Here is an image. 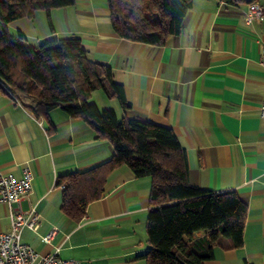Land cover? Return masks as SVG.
Wrapping results in <instances>:
<instances>
[{
	"label": "crops",
	"instance_id": "obj_1",
	"mask_svg": "<svg viewBox=\"0 0 264 264\" xmlns=\"http://www.w3.org/2000/svg\"><path fill=\"white\" fill-rule=\"evenodd\" d=\"M255 2L264 7V0ZM245 6L192 0L181 31L160 45L118 36L107 0L52 9L53 30L40 21L39 27L37 11L6 26L30 47L78 37L91 59L111 67L130 103L123 109L112 97L116 102H102L103 108L170 127L186 153L189 183L215 193L235 191L245 202L242 245L219 237L203 264H264V19L247 23ZM12 94L0 82V170L15 178L25 167L31 170V191L19 205L39 214L37 230L23 227L21 240L41 254L58 248L60 258L78 264H146L141 254L149 248L150 178L135 177L126 166L114 169L103 195L73 220L60 209L57 178L107 160L113 147L84 120L60 109L36 116L28 96ZM52 228L46 243L42 236ZM9 230L8 206L0 203V232Z\"/></svg>",
	"mask_w": 264,
	"mask_h": 264
},
{
	"label": "trees",
	"instance_id": "obj_2",
	"mask_svg": "<svg viewBox=\"0 0 264 264\" xmlns=\"http://www.w3.org/2000/svg\"><path fill=\"white\" fill-rule=\"evenodd\" d=\"M75 0H0V82L11 94L20 92L32 100L36 116L54 109L84 120L95 137L107 139L112 155L82 171L57 178L61 211L81 220L87 205L99 199L108 175L120 166L135 177H149L150 207L146 217L149 248L141 254L146 264H203L211 259L219 237L232 247L243 243L246 204L235 191L215 193L189 183L184 149L167 126L122 116L89 101L101 89L123 109L130 108L122 85L109 65L93 60L76 36L50 38L37 46H25L24 35L11 34L6 26L20 17L46 14L72 5ZM228 3L255 0H224ZM110 23L120 37L147 44H164L181 31L192 0H107Z\"/></svg>",
	"mask_w": 264,
	"mask_h": 264
},
{
	"label": "built area",
	"instance_id": "obj_3",
	"mask_svg": "<svg viewBox=\"0 0 264 264\" xmlns=\"http://www.w3.org/2000/svg\"><path fill=\"white\" fill-rule=\"evenodd\" d=\"M244 18L247 23L264 19V7L255 1L247 3ZM260 63L264 66V47L261 50ZM259 114L264 117V103L259 107ZM32 179V172L27 167L22 170L19 178L0 170V203L8 206L10 218V230L0 232V264H78L76 261L60 258L57 254L58 248L51 253L41 254L21 240L23 227L33 231H36L38 227L39 214L34 209L23 211L19 205L21 199L30 193ZM59 187L64 186L59 185ZM13 204L18 206L15 208ZM55 231L56 228L49 230L42 236V240L50 243Z\"/></svg>",
	"mask_w": 264,
	"mask_h": 264
},
{
	"label": "rangeland",
	"instance_id": "obj_4",
	"mask_svg": "<svg viewBox=\"0 0 264 264\" xmlns=\"http://www.w3.org/2000/svg\"><path fill=\"white\" fill-rule=\"evenodd\" d=\"M36 14L37 15L35 17L36 18L35 19V22H37L38 25H39V21H40V25L43 24V28H46L48 30L49 26L47 24V19H46L45 12L43 10H37V13ZM40 25H39V27H40ZM109 100H112L111 102H116L115 99L108 98L106 96V94L101 89H97V90L93 91V93L91 94V96L89 98V101L95 102L100 108L105 107V106L102 105V102L103 103L106 102V101L108 102Z\"/></svg>",
	"mask_w": 264,
	"mask_h": 264
}]
</instances>
